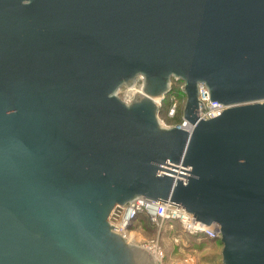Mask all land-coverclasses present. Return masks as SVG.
<instances>
[{
    "label": "water",
    "instance_id": "95a60500",
    "mask_svg": "<svg viewBox=\"0 0 264 264\" xmlns=\"http://www.w3.org/2000/svg\"><path fill=\"white\" fill-rule=\"evenodd\" d=\"M141 197L264 264V0H0V264H156L116 232Z\"/></svg>",
    "mask_w": 264,
    "mask_h": 264
},
{
    "label": "built area",
    "instance_id": "2783aa9c",
    "mask_svg": "<svg viewBox=\"0 0 264 264\" xmlns=\"http://www.w3.org/2000/svg\"><path fill=\"white\" fill-rule=\"evenodd\" d=\"M142 88L143 79L139 77L133 87L120 89L118 92V96L126 103H129L134 98L135 93L141 92ZM123 89L126 91V93L124 94L122 93ZM165 98L166 97H164V99ZM162 101H160L159 103L160 108L162 106ZM185 101V97L184 99L179 100L175 94H172L170 96L171 104L167 111V117L174 118L177 114L178 106L180 104H185ZM199 101V117L201 120H209L218 117L226 109L224 105L209 100L208 90L204 84L199 85ZM160 121L161 124L166 128L179 127L186 130H191L192 128V126L184 120L183 114L182 121L179 124H169L161 118ZM152 209H154V211ZM142 213L148 214L150 222L157 228V234L155 239L149 242L139 243L136 245H139L145 250H147L152 255L156 264H166V251L161 243V232L166 229L165 226L168 222L178 223L181 227L182 235L196 237L199 241H201V239L203 238L210 240L220 239L219 228L217 225L212 224L208 226L196 221L193 215L187 213L180 206L171 203L170 201L152 202L144 197H141L135 200L134 202L130 203L124 213L122 221L119 225V229L116 230V232L123 236L124 239L129 243H136L131 236L133 234V231L130 228L135 222V220L138 218V216ZM172 228L173 224H170V229ZM170 237L176 245H180L184 242L181 235H173ZM175 264H195V261L194 259L189 258L184 262Z\"/></svg>",
    "mask_w": 264,
    "mask_h": 264
},
{
    "label": "rangeland",
    "instance_id": "374dc122",
    "mask_svg": "<svg viewBox=\"0 0 264 264\" xmlns=\"http://www.w3.org/2000/svg\"><path fill=\"white\" fill-rule=\"evenodd\" d=\"M122 93H126L123 89ZM184 108V107H183ZM143 224L134 228L133 234L131 235L133 240L136 242L134 244L145 243L155 239L156 234L152 235L144 232ZM168 231L169 236L161 235V243L166 251V264L181 263L185 260L192 258L195 264H222V245L219 242L208 243L206 241L198 244L200 241L196 238L197 245H192L188 240H184L180 245H176L170 236L174 234L177 235L178 231L176 226L170 229V225L165 226Z\"/></svg>",
    "mask_w": 264,
    "mask_h": 264
},
{
    "label": "trees",
    "instance_id": "16d2710c",
    "mask_svg": "<svg viewBox=\"0 0 264 264\" xmlns=\"http://www.w3.org/2000/svg\"><path fill=\"white\" fill-rule=\"evenodd\" d=\"M182 82L180 81H172V91L170 92V94H168L166 96V98L162 101V106L160 108V113H159V116L161 119H164L167 123L169 124H179L181 123L182 121V114H183V107H184V104H180L178 106V109H177V114L175 115L174 118H168L167 117V111H168V108L171 104L170 102V96L172 94H175L176 97L179 99V100H182L184 99V95L181 91V87H182ZM143 224V230L144 232L146 233H149V234H152V235H155L157 234V228L155 225H153L150 220H149V216L147 213H142L138 216V218L135 220V222L133 223V225L131 226V230H133L134 228L138 227L139 225ZM170 224H173V226H176L178 233L177 235H181L182 238H183V241L185 240H188L192 245L196 246L197 245V240H196V237H193V236H186V235H182V232H181V227L178 223L174 222V223H170L168 222L166 224L167 225H170ZM162 236H169L168 231L165 229L163 230L162 232ZM175 235V234H174ZM208 242V243H216V242H219V240H210V239H206V238H203L201 239V241L198 243V244H201L202 242ZM221 244V243H220Z\"/></svg>",
    "mask_w": 264,
    "mask_h": 264
},
{
    "label": "bare ground",
    "instance_id": "6f19581e",
    "mask_svg": "<svg viewBox=\"0 0 264 264\" xmlns=\"http://www.w3.org/2000/svg\"><path fill=\"white\" fill-rule=\"evenodd\" d=\"M154 211V210H153Z\"/></svg>",
    "mask_w": 264,
    "mask_h": 264
}]
</instances>
